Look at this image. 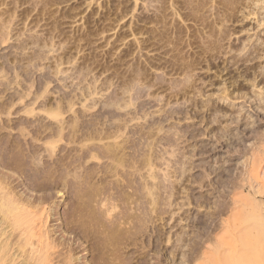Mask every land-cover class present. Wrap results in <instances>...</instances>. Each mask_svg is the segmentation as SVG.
<instances>
[{"label": "rangeland", "instance_id": "obj_1", "mask_svg": "<svg viewBox=\"0 0 264 264\" xmlns=\"http://www.w3.org/2000/svg\"><path fill=\"white\" fill-rule=\"evenodd\" d=\"M243 234L264 253V0H0V264H218Z\"/></svg>", "mask_w": 264, "mask_h": 264}, {"label": "bare ground", "instance_id": "obj_2", "mask_svg": "<svg viewBox=\"0 0 264 264\" xmlns=\"http://www.w3.org/2000/svg\"><path fill=\"white\" fill-rule=\"evenodd\" d=\"M243 235H241L242 236L241 240H242V244L244 245V249L242 246V250L237 256L227 255L226 258H224V259H221V260L217 259L216 262L218 264H232V263H235V264H261V263H264L263 251L258 249V247H251L252 241L250 242L251 244L249 245V243H246L247 240L245 242L246 236L245 235L243 236ZM258 240H259L258 238H255V241H257L256 243H258ZM214 262H215V260H214Z\"/></svg>", "mask_w": 264, "mask_h": 264}]
</instances>
